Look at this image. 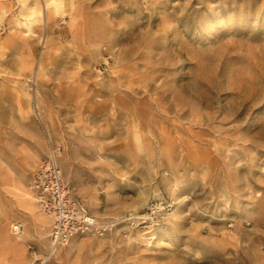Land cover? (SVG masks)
<instances>
[{
	"label": "rangeland",
	"instance_id": "rangeland-1",
	"mask_svg": "<svg viewBox=\"0 0 264 264\" xmlns=\"http://www.w3.org/2000/svg\"><path fill=\"white\" fill-rule=\"evenodd\" d=\"M52 150L99 226L57 245ZM33 259L264 264V0H0V264Z\"/></svg>",
	"mask_w": 264,
	"mask_h": 264
},
{
	"label": "built area",
	"instance_id": "built-area-1",
	"mask_svg": "<svg viewBox=\"0 0 264 264\" xmlns=\"http://www.w3.org/2000/svg\"><path fill=\"white\" fill-rule=\"evenodd\" d=\"M54 153L52 150L38 165L29 185L43 212L52 219L49 236L51 243L57 245L67 243L76 234L98 231L99 226L82 205L71 197ZM11 228L14 233H18L21 224H13ZM29 264H43V261L33 259Z\"/></svg>",
	"mask_w": 264,
	"mask_h": 264
},
{
	"label": "clouds",
	"instance_id": "clouds-1",
	"mask_svg": "<svg viewBox=\"0 0 264 264\" xmlns=\"http://www.w3.org/2000/svg\"><path fill=\"white\" fill-rule=\"evenodd\" d=\"M51 6V5H50ZM32 17H28V19H31Z\"/></svg>",
	"mask_w": 264,
	"mask_h": 264
}]
</instances>
